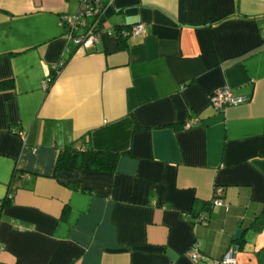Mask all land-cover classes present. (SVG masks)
Segmentation results:
<instances>
[{
	"label": "crops",
	"instance_id": "obj_1",
	"mask_svg": "<svg viewBox=\"0 0 264 264\" xmlns=\"http://www.w3.org/2000/svg\"><path fill=\"white\" fill-rule=\"evenodd\" d=\"M99 3L84 47L59 21L78 0H0V264H217L236 239L235 264H264V5ZM218 87L248 98L214 109ZM86 137L114 169L54 172Z\"/></svg>",
	"mask_w": 264,
	"mask_h": 264
},
{
	"label": "built area",
	"instance_id": "obj_2",
	"mask_svg": "<svg viewBox=\"0 0 264 264\" xmlns=\"http://www.w3.org/2000/svg\"><path fill=\"white\" fill-rule=\"evenodd\" d=\"M79 7L75 13H62L59 15V21L63 27L66 41L72 42L76 45H82L84 47L91 46L94 41L99 38L100 30L94 29L93 25L96 23L94 13H98L101 9L99 0H78ZM264 1V0H259ZM91 18L94 21L91 22ZM145 32V24L143 22H135L123 31V35L134 36ZM55 68V65L53 66ZM42 87H46V81H41ZM247 95L242 93H233L227 87L215 88L208 95L209 104L217 110L222 109L226 105H235L247 100ZM188 125V123H187ZM23 136V135H22ZM219 189L214 191L212 201L215 204H220L218 194ZM198 219H202L203 215L197 216ZM237 244H232L226 249L218 258L214 259L217 264H235L234 250ZM188 258L197 262L204 258V254L199 250L196 242L191 243L186 251Z\"/></svg>",
	"mask_w": 264,
	"mask_h": 264
},
{
	"label": "trees",
	"instance_id": "obj_3",
	"mask_svg": "<svg viewBox=\"0 0 264 264\" xmlns=\"http://www.w3.org/2000/svg\"><path fill=\"white\" fill-rule=\"evenodd\" d=\"M96 18V23L93 25L94 29H98L101 31L102 29V15L101 9L98 13L93 14ZM94 21V18H91V22ZM130 24H115L111 30V33L117 38L119 42V46H123L126 35H123V31L127 29ZM95 42V41H94ZM61 63L51 67L48 70L45 81L48 86L54 79L56 72L59 70ZM135 127H138L137 125ZM76 141H69L61 146L57 155L55 157L53 171L56 172L58 170H72L74 168L86 169V170H105L111 171L115 167L116 160L120 154L119 151L105 150V149H97L91 145V142L88 137L84 140L82 139L80 143H75ZM8 203V197L5 198L2 203ZM206 205L203 202V205ZM259 217L256 220H253L252 227L259 228L262 223V215H257ZM235 242L237 246L240 244V240L236 239Z\"/></svg>",
	"mask_w": 264,
	"mask_h": 264
},
{
	"label": "water",
	"instance_id": "obj_4",
	"mask_svg": "<svg viewBox=\"0 0 264 264\" xmlns=\"http://www.w3.org/2000/svg\"><path fill=\"white\" fill-rule=\"evenodd\" d=\"M240 227H236L235 229H234V231H233V234H232V238H237V236H238V234H239V232H240Z\"/></svg>",
	"mask_w": 264,
	"mask_h": 264
},
{
	"label": "rangeland",
	"instance_id": "obj_5",
	"mask_svg": "<svg viewBox=\"0 0 264 264\" xmlns=\"http://www.w3.org/2000/svg\"><path fill=\"white\" fill-rule=\"evenodd\" d=\"M256 1V3H260V4H263L264 5V1L262 2V1H259V0H255Z\"/></svg>",
	"mask_w": 264,
	"mask_h": 264
}]
</instances>
